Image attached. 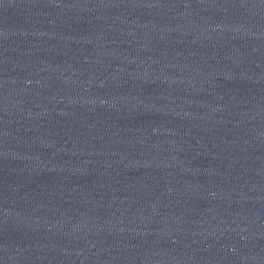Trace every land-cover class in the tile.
Segmentation results:
<instances>
[{"label":"water","instance_id":"95a60500","mask_svg":"<svg viewBox=\"0 0 264 264\" xmlns=\"http://www.w3.org/2000/svg\"><path fill=\"white\" fill-rule=\"evenodd\" d=\"M0 264H264V0H0Z\"/></svg>","mask_w":264,"mask_h":264}]
</instances>
